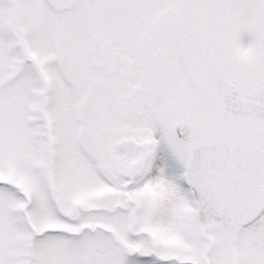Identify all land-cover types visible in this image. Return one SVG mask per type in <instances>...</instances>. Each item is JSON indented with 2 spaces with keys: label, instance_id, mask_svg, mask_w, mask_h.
<instances>
[{
  "label": "snow or ice",
  "instance_id": "6c2138e0",
  "mask_svg": "<svg viewBox=\"0 0 264 264\" xmlns=\"http://www.w3.org/2000/svg\"><path fill=\"white\" fill-rule=\"evenodd\" d=\"M0 264H264V0H0Z\"/></svg>",
  "mask_w": 264,
  "mask_h": 264
},
{
  "label": "rangeland",
  "instance_id": "374dc122",
  "mask_svg": "<svg viewBox=\"0 0 264 264\" xmlns=\"http://www.w3.org/2000/svg\"><path fill=\"white\" fill-rule=\"evenodd\" d=\"M247 40H248V37H245V43L247 42Z\"/></svg>",
  "mask_w": 264,
  "mask_h": 264
}]
</instances>
